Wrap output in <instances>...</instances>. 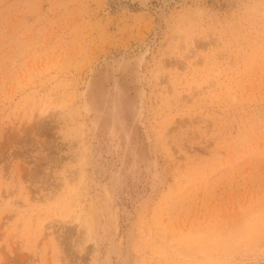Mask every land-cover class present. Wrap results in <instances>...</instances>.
Wrapping results in <instances>:
<instances>
[{"label":"rangeland","instance_id":"obj_1","mask_svg":"<svg viewBox=\"0 0 264 264\" xmlns=\"http://www.w3.org/2000/svg\"><path fill=\"white\" fill-rule=\"evenodd\" d=\"M148 5L0 0V264H264V0Z\"/></svg>","mask_w":264,"mask_h":264},{"label":"bare ground","instance_id":"obj_2","mask_svg":"<svg viewBox=\"0 0 264 264\" xmlns=\"http://www.w3.org/2000/svg\"><path fill=\"white\" fill-rule=\"evenodd\" d=\"M119 1H123V2H127V1H129V0H119ZM150 1H152V0H131V2L132 3H135V2H138V4H139V6H140V8L141 9H143V8H146V9H150L151 8V6H149L148 5V3L150 2ZM163 1V3H167L168 1L169 2H174L175 0H162ZM120 3V2H119ZM129 4V3H128ZM130 5V4H129ZM125 9H127V8H130L129 6H127V5H125V6H123ZM122 8V7H121ZM148 11V10H147ZM150 11V10H149ZM151 16H153V19L155 20V22H156V33H155V35H154V38H153V40L151 41V42H149L145 47H144V49L142 48V50H141V52L137 55V56H135L134 57V61L135 60H140V61H142V60H144L145 59V57H146V55L149 53V51H151L150 50V48H151V46H152V44H154V42L155 41H157V38H158V36H159V33L161 32V30H163L162 29V27H163V23H164V12H163V8L162 7H159V6H157V8H154V12H153V14H151ZM155 27V26H154ZM204 36V35H203ZM211 37V36H210ZM193 42V41H192ZM203 43H204V41H203ZM194 44V43H193ZM196 44V43H195ZM192 45V44H191ZM192 47V46H191ZM190 51V50H189ZM191 53V52H190ZM185 59V58H184ZM129 63V62H128ZM199 63V62H198ZM122 65H125V64H122ZM216 75V74H215ZM212 77V76H211ZM203 82H205V81H203ZM186 88H188V87H186ZM200 88V87H199ZM189 90V89H188ZM228 90V89H227ZM230 91V90H229ZM191 92V91H190ZM212 94V93H211ZM191 96V95H190ZM210 96V95H209ZM73 98V97H72ZM209 98V97H208ZM51 104V103H50ZM173 104V103H172ZM52 106V105H51ZM55 106V105H54ZM50 109H52V108H50ZM57 111V110H56ZM40 117V116H39ZM45 118V117H44ZM36 120V119H35ZM167 144V143H166ZM78 174V173H77ZM77 178V177H76ZM69 181V180H68ZM70 183H71V181H69ZM70 208V207H69ZM68 208V209H69ZM88 221V220H87ZM89 222V221H88ZM62 223V222H61ZM90 223V222H89ZM94 250V249H93Z\"/></svg>","mask_w":264,"mask_h":264}]
</instances>
